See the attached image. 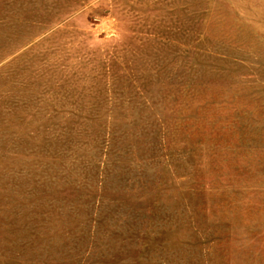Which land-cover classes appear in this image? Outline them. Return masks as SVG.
Returning a JSON list of instances; mask_svg holds the SVG:
<instances>
[{"label": "rangeland", "instance_id": "rangeland-1", "mask_svg": "<svg viewBox=\"0 0 264 264\" xmlns=\"http://www.w3.org/2000/svg\"><path fill=\"white\" fill-rule=\"evenodd\" d=\"M0 264H264V0H0Z\"/></svg>", "mask_w": 264, "mask_h": 264}]
</instances>
